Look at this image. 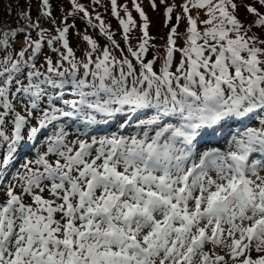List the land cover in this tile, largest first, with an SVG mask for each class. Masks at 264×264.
Listing matches in <instances>:
<instances>
[{
  "label": "snow or ice",
  "instance_id": "6c2138e0",
  "mask_svg": "<svg viewBox=\"0 0 264 264\" xmlns=\"http://www.w3.org/2000/svg\"><path fill=\"white\" fill-rule=\"evenodd\" d=\"M0 3V264H264V0Z\"/></svg>",
  "mask_w": 264,
  "mask_h": 264
},
{
  "label": "rangeland",
  "instance_id": "374dc122",
  "mask_svg": "<svg viewBox=\"0 0 264 264\" xmlns=\"http://www.w3.org/2000/svg\"><path fill=\"white\" fill-rule=\"evenodd\" d=\"M123 1H126L127 2V0H120V3H124ZM145 1L147 2L146 3L147 7L145 8V5H143V6H144V8H145V10L147 12H150L148 14H149V16L151 17V19L153 21V24H152V32H153V34L155 35V34H158V33L166 32V30L161 27V15L159 13L152 12L149 9V7H148V0H145ZM84 2L86 3L87 0H84ZM129 7L131 8L130 2H129ZM101 11H103V9ZM133 15L136 16V13L133 12ZM106 18L112 24V27L114 29L117 28V22L114 19L111 18L110 13L106 16ZM137 19H138V17H137ZM80 28L82 29V27H80ZM182 28H183V26H182ZM73 47H74V44H73Z\"/></svg>",
  "mask_w": 264,
  "mask_h": 264
},
{
  "label": "trees",
  "instance_id": "16d2710c",
  "mask_svg": "<svg viewBox=\"0 0 264 264\" xmlns=\"http://www.w3.org/2000/svg\"><path fill=\"white\" fill-rule=\"evenodd\" d=\"M4 2L6 3L7 0H4ZM3 7H4V3H0V16H3L4 15V13H3ZM35 14H36V6L34 4L33 5V16H35ZM77 27L78 28H80V27L83 28L84 27L83 22L77 21ZM90 34L95 35V33H92L91 30H90ZM97 38L99 39V42L101 43V45H103L105 43V41L102 38H99V37H97ZM117 39H119V35L118 34H117ZM77 43H78V38L75 37V36H73V38H72V44H74V47H76ZM81 47H82V45H81ZM77 54L79 55V50H77Z\"/></svg>",
  "mask_w": 264,
  "mask_h": 264
}]
</instances>
